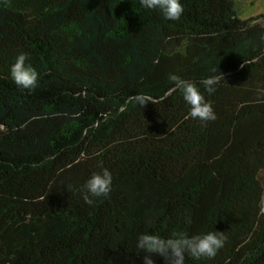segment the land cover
Here are the masks:
<instances>
[{
	"label": "trees",
	"instance_id": "trees-1",
	"mask_svg": "<svg viewBox=\"0 0 264 264\" xmlns=\"http://www.w3.org/2000/svg\"><path fill=\"white\" fill-rule=\"evenodd\" d=\"M181 2L170 21L139 0H0V264H143L140 233L211 230L223 248L185 264H264V13ZM19 52L30 91L9 75ZM169 74L216 119L186 118ZM101 168L112 190L87 205Z\"/></svg>",
	"mask_w": 264,
	"mask_h": 264
},
{
	"label": "clouds",
	"instance_id": "clouds-1",
	"mask_svg": "<svg viewBox=\"0 0 264 264\" xmlns=\"http://www.w3.org/2000/svg\"><path fill=\"white\" fill-rule=\"evenodd\" d=\"M139 7L148 11H158L165 20L170 21L178 20L184 11L181 0H139ZM259 39L264 44V35ZM26 61L27 55L19 52L9 66V75L16 86L30 91L37 86L38 73ZM221 77H223L221 72L213 69L212 74L205 79L204 90L209 95L214 93L215 85ZM168 79L180 91L184 103L188 106L186 118L202 123L216 119L211 102L205 99L199 87L176 74H169ZM135 99L140 106L149 101L147 97L139 95ZM112 181L113 175L107 168L92 172L79 189L83 202L91 205L94 199L107 198L112 190ZM225 241L224 232L216 230L194 235L176 231L167 237L158 233L143 232L137 236L136 249L143 254V264H154L153 256L162 258L165 264H185L186 256L194 260L214 258L223 248Z\"/></svg>",
	"mask_w": 264,
	"mask_h": 264
},
{
	"label": "rangeland",
	"instance_id": "rangeland-1",
	"mask_svg": "<svg viewBox=\"0 0 264 264\" xmlns=\"http://www.w3.org/2000/svg\"><path fill=\"white\" fill-rule=\"evenodd\" d=\"M233 2L237 16L241 20H247L264 13V0H233Z\"/></svg>",
	"mask_w": 264,
	"mask_h": 264
}]
</instances>
